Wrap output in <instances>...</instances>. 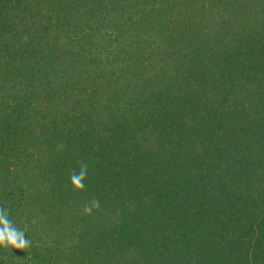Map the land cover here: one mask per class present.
I'll list each match as a JSON object with an SVG mask.
<instances>
[{
	"label": "rangeland",
	"instance_id": "rangeland-1",
	"mask_svg": "<svg viewBox=\"0 0 264 264\" xmlns=\"http://www.w3.org/2000/svg\"><path fill=\"white\" fill-rule=\"evenodd\" d=\"M97 1L100 6L107 3L106 11L103 12L107 20L105 22H108L103 25L105 37L98 36L97 42L100 46L92 53L90 52L93 49L85 52L80 58L82 61L93 58L94 63H99L101 74L99 69L89 75L79 66L68 69L66 64H63L69 61L66 56L61 58L62 64L51 63L47 67L41 63H37L36 66L32 64L33 72L29 74L23 71L26 75H18L28 85L29 95L25 100L31 97V102H27L30 106L23 109L22 116L18 119L21 121L24 117L30 129L34 128L37 131L31 130L28 135L29 128H21L18 133H12L9 129L4 134L0 123V133L5 136H2L4 147L0 145V159L4 162L3 165L0 163V202L10 210V219L16 226L26 230L25 236L31 241L30 247L24 250L0 248V264H76L81 258V264H87V258L90 256L73 248L74 242L78 240L70 239L69 230L65 234L67 229H71L68 227L69 222L67 224L63 222V219L67 220L65 216L69 212L66 210L69 208H65L66 204L62 205L61 201L56 199L54 205L37 207L38 214H32L35 226L30 230L29 222L22 221V218L17 219L13 210L17 214H24V209L30 211L32 206L38 205L34 200L45 198L46 189L58 187L60 183L62 188L72 187L65 179L71 174L70 171L79 168L81 161L87 162L88 168L95 166L97 168L98 163L99 169L103 171L107 169L103 166L107 159H114V166L116 160L122 164V157L126 156V151L123 150L135 146L136 143L140 149L141 143L144 146L147 144L145 140H141L143 137L130 139L127 137L136 128L146 127L148 121L147 119L144 121L145 117L139 119L142 111L137 110V106L130 102L131 97L134 99L138 97L133 91L134 88H126L120 79V74L123 73L121 66L131 65L133 62L151 64L146 71L138 64L135 65L138 72L144 70L138 77L141 81L151 77L148 74L153 75L156 72L161 77V66L162 71L170 74L173 64L182 65L179 71H176V68L174 76L172 72V76L165 77L168 82L163 81L162 85H156L157 80L153 78L154 84L147 87L148 90L143 96L150 97L145 108L156 104L161 112L170 116L168 121L175 120L173 118L175 113L177 117L179 114L183 130L176 142L164 140L162 146L154 142L155 149H149L145 162L139 159L137 171L133 168L127 171V174L136 176L127 181L130 182L129 186H132L130 188L134 192L137 188V191H143V194L136 192L138 196L133 194L134 196L130 197L124 194L126 191H122L118 201L120 211L115 215L119 218L118 221L116 218L115 220L117 222L121 220L120 212L125 207L123 202L129 199L132 204L128 213L130 214L133 208L136 211L142 208L144 212L147 210L145 215L149 220L144 222L147 228L145 229L140 226L142 217L129 216L127 220L129 219L128 223L132 229L125 228L127 239L121 234H118L119 238H111L109 235L111 239L108 235H103L105 239L119 246V251L116 250L117 262L114 264H264V188L260 187L264 183V59H260L258 65L246 60L249 52L244 48L246 43L242 38V28L234 23L235 16L241 8L251 9L245 11L244 15L254 14L257 10L255 2L249 0L252 3L250 5L247 0H0V18L5 21V27L0 26V39L5 41L6 38H10L11 35L7 34L8 23L20 28V22L26 21L32 24L31 28L38 25L43 28L49 27L50 31L71 30L73 21L74 27L78 24L86 27V24L74 16H69V13L81 9L85 13L89 9L91 11L89 19L96 21V17L101 14L95 9ZM255 1L263 5L257 10L261 14V10L264 11V0ZM118 9L124 11L123 19L131 21V27L127 24L120 26L122 30L116 27L123 20L115 17ZM30 17L32 19L28 20ZM22 18H25L24 21H20ZM62 20L66 22L64 26ZM106 29L110 32L116 30L120 36L118 34L108 36ZM74 30L78 31L79 28ZM146 30L151 32L147 33ZM76 37V44L83 42L80 32ZM12 39L19 40L13 43L14 47L25 41L24 35L21 34ZM182 39H198L199 44L208 47L203 48L201 53L203 55L205 52H211L207 55L209 57L205 68L185 66L183 61L185 57L181 58L183 50L175 49L176 44ZM0 44L4 43L1 41ZM70 45H74V42ZM84 45L90 46V43L86 41ZM234 49L237 51L242 49L244 60L238 66L234 65L235 59L231 57ZM216 51L218 55L215 54ZM211 64L214 71H211ZM250 65L252 66L249 67ZM110 68H113L114 74ZM242 68L250 73L247 77L250 78L251 86L255 83L257 90L260 91L258 93L257 90L252 91L258 98L257 106L255 102L248 107L246 112L248 116L240 121L235 119L237 116L232 113L234 107L241 109L240 103L234 98L231 100L230 97L233 92H238V89H234L237 85L232 89L229 86L230 92L219 98L213 88L222 82L230 85V78H233V83L236 78L241 79L242 74L237 75L236 72ZM68 71L73 72L71 82L62 75ZM126 75L124 73V76ZM133 84L135 85V80ZM191 87L195 92L200 90L203 98L210 97L209 104L206 105L203 98L205 107L201 106L200 98L190 103L185 102L189 99L187 94ZM39 90L41 99L35 101V98H39L37 97ZM12 93L16 94L14 91ZM47 93L56 101L54 108L72 109L71 112L74 114H79L82 108L87 110L92 117L91 123H96L97 129H102L100 124H104V129L106 125H115L116 112H126L125 122L123 125L120 124V128L123 126L125 132L123 135L117 133V142L113 146L114 154L107 150L106 160L100 157L90 159L89 165V157L81 155L82 149L78 157L77 142L67 141V137L62 140L68 152L66 155H63L62 150L61 158L56 156L55 159L53 154L47 153L48 149L44 146L45 138L40 137L39 125L35 124L47 113L46 106L53 103L43 98ZM17 98L13 99L11 93H6L0 98V118L15 120L12 109L23 100V97ZM75 99L80 100L81 106L74 101ZM234 101L236 102L232 105ZM126 104L129 110L123 111ZM71 112L67 117L73 120ZM75 126L76 124L70 128L76 132ZM236 133L242 136H237ZM138 140L140 141L137 142ZM2 147L7 151H2ZM186 147L189 154L185 152ZM101 149L102 145L98 148L96 146L95 150ZM244 152L243 158L239 159ZM227 154L230 156V163L224 162ZM52 162L58 163L54 164L58 166L55 173L46 170ZM70 162L74 167L68 166ZM59 163L69 168L63 170ZM239 163L251 168L254 176L258 171L261 172V176L257 174L260 176V184L258 185L259 179L253 188H237L238 184L235 187L230 184L228 193L221 185L227 175H230V180L233 176L235 179L238 178L235 170ZM144 171L146 174L140 176ZM85 185L89 183L85 182ZM122 186L125 187L124 184ZM8 190H15V197L10 196ZM141 215L145 216L143 213ZM24 218L27 220L28 217ZM51 219L54 222H50ZM103 237L98 232H92L87 236V240ZM124 240L130 242V252L125 249ZM42 254L43 257L40 256ZM124 255L127 258L125 260ZM109 260H112V257H107L104 263L109 264Z\"/></svg>",
	"mask_w": 264,
	"mask_h": 264
},
{
	"label": "trees",
	"instance_id": "trees-1",
	"mask_svg": "<svg viewBox=\"0 0 264 264\" xmlns=\"http://www.w3.org/2000/svg\"><path fill=\"white\" fill-rule=\"evenodd\" d=\"M252 2H255V6L261 8L263 5L260 4L258 1V4L256 3L255 0H251ZM53 3V2H52ZM247 3L252 5V3L247 0ZM107 3H105L103 6H100L98 4V1L96 2V12L101 13L100 16L96 17L95 20H90L89 15H90V10L84 11L81 9V11H75V12H70L69 16H74L75 19H78L81 23L86 24L87 26H83L78 24L76 27H74V21L71 24L73 25V29L71 30H56L52 29L51 31L49 30V27L43 28L38 25L34 26L33 28L30 27L32 25L29 22H24L21 23L20 28H16L13 23H8L7 24V34H10V38H6L5 41L3 39H0L4 43L3 45L0 44V98L7 94H12L13 99L17 100V97H23V100L18 102L14 107H13V114H14V119L15 120H9L8 118H0V123L2 124V128L4 131V134L10 129L12 133H18L21 128H29L27 131L28 135H30V131L33 130L36 132L37 130L34 128L29 127V123L25 122V118L23 119H18L19 117L22 116L23 109L25 107H29L30 105H27V102H31V97L28 100H25L27 95V88L28 85L23 79L18 76L21 74L26 75L25 72H33V67L32 64L36 66L37 63L45 64L46 67L48 64L51 63H56V64H62L61 58L63 56L68 57L69 61L67 60L66 66L68 69L71 67L75 69V67L79 66L81 70L86 71V73L89 74H94L96 71L99 69L100 74H101V68L98 62H93V58L90 59L89 61H82L80 58L81 55H84L85 52L92 50L90 53L96 50L100 46V44L97 42V37H105L104 36V31H103V25H105V22L107 21L105 19V15L103 16V12L106 11ZM239 9V8H237ZM251 10L250 8L246 9H239V13L235 16L234 23L236 26L242 28V38H244V43L245 49L249 52L248 58H246L247 61L249 62H254V65H258L260 59H264V11L261 10V14L256 12L252 15L248 14H243L245 11ZM93 13V11H92ZM25 17V16H24ZM115 17L118 20H121L125 17V13L122 9H118L117 12H115ZM25 18H22L20 21H24ZM28 20H31L32 18L30 17L27 18ZM5 21L4 19L0 18V26L5 27ZM66 22L62 20V25L64 26ZM131 27V21H128L126 18L120 21L116 27L120 28L121 25H125ZM23 27V28H22ZM95 27V29H94ZM105 27V26H104ZM74 28H79L78 31H75ZM21 29H23L21 31ZM121 29V28H120ZM240 29V28H239ZM83 30V31H81ZM122 30V29H121ZM142 30H144L142 26ZM19 31V32H18ZM21 31V32H20ZM85 31V32H84ZM26 32V33H25ZM80 32V37L83 38V42L77 43V35ZM106 32L108 36H113L117 35L120 36L119 33L115 30L114 32H110L109 29H106ZM145 32H151L150 30H146ZM25 33V34H24ZM24 35L25 41L22 42L21 45L18 47H14L13 43L19 41V40H13L12 37L16 35ZM133 34V33H132ZM14 35V36H13ZM136 36V35H135ZM28 37V38H27ZM138 37V36H137ZM239 40V39H238ZM88 41L90 43V46L84 45L85 42ZM71 42H74V45H70ZM198 39H193V40H185L182 39L179 43L176 44L175 49H180L183 50L181 53V58L185 57L183 61H185V66L188 67H193L199 66V69L205 68V64L208 61V53L211 54V52H205L203 55L201 54L203 52V48H208L205 44H199ZM60 43V44H59ZM81 45V46H79ZM17 48V49H15ZM95 48V49H94ZM129 48V47H128ZM127 50V49H126ZM231 50V49H230ZM192 51V52H191ZM197 52V54L195 53ZM214 52V51H213ZM231 52V51H230ZM97 54V53H96ZM215 54L218 55L217 51ZM231 57L235 59L234 65L238 66L240 63L243 62V54H242V49H234V52L231 54ZM216 58H219V56H216ZM5 59V60H4ZM71 60V61H70ZM176 60V59H175ZM77 62V63H75ZM176 62V61H175ZM153 63V62H151ZM177 63V62H176ZM31 64V65H30ZM138 64L139 66L142 67V69L147 70L148 67L151 66L149 62L144 63L143 62H133L131 65L127 64L125 66H121V70L123 73L120 74V79L122 82L125 84L126 88H134V92L138 95L135 99L131 97L130 102H133L137 107V110L142 111L141 118L142 120L144 117V121L146 122V127L142 126L141 128H136L133 132L129 133L127 137L133 138V137H143L141 139L142 141L145 140L149 146H144L143 143H141V149L138 147L139 144L136 143L135 146L126 148L124 151H126V156L122 157V164L118 163V160H116V164L114 166L113 160H106V152L107 150L109 153L114 154V144L117 142L116 136L117 133H121L123 135L124 128H120V124L125 122V118L127 117L126 112H116L115 116V125H106L104 129V124L102 125V129H97L96 123H91L92 117L91 114L85 110L84 108L80 109L79 114H74L72 109L69 110H64L61 108H54L55 107V102L52 100V97L50 94L47 93L46 97H43L45 100H50L52 105L46 106L47 113L42 115L41 119L39 121H36L35 124L39 125V130L38 134L40 137L45 138L44 146L48 149L47 153L53 154L55 156L61 158V151L56 150V145L60 142H62L63 138L67 137V141L69 140L70 142H77V146L79 147L78 150V157H79V152L82 149L81 155L88 156L89 157V165L90 164V159H102L104 158L106 160V163L103 165L107 167V169H104L101 171L99 169L98 163H96V166L94 168L90 167L88 168V174L87 177L84 181L88 182L89 185H86L89 188H85L83 191H74L72 187L69 188H62V185L60 183L61 180H59V186L48 188L47 194L45 195V198L41 199L38 198V200H34L35 202H38L35 207L32 206L30 211H26L24 208L25 213L24 214H17L15 210H13V213L15 214L17 219H21L24 222H29L28 229H32L35 226L34 219L32 218V214L37 212V207H43V206H49V205H54L56 202L55 200H60L62 205H65V208L69 212L67 213L66 221L63 219V222L67 224L69 222V228L65 231V234H67V231L69 230V236L71 237L70 239L76 238L78 241L74 242L73 248L76 250L81 251L82 254L88 255L90 257L87 258L88 262L87 264H105L107 257H112V260H109V264H114V262H117V253L116 250L119 251V246L115 245L114 242L110 241L109 239H105L103 235H108L110 238H119L118 234L123 235L126 239L128 237L127 231L125 228H131L132 226L128 223L127 218L129 216L133 217H142V220H140V226L142 228H146V225L144 226V222H148V217L145 215L147 210H144L142 208H139L138 211H136L135 208L131 210V213L129 214L128 211L131 208L132 202L129 199L133 194L135 196H138L137 193L143 194L142 192H138L137 188L135 189L136 192L133 191L132 186H129L130 181L136 176H131L127 174V171L130 168H133L136 170L138 167V162H140L139 159H143V162H145V156L148 153L149 149H155L153 147L154 142H158L161 144V146L164 143V140L170 142H176V140L181 137L182 135V130H183V122L181 121L182 118L177 113H175L174 117L175 120H167L170 118L168 117L167 114L164 112H161L159 108L156 107V104L153 107L150 108H145L147 106V103L149 101L148 96H143L144 92H146L150 85L152 86L154 83V79L157 80L156 85H159L165 81L168 82L167 79L165 80V77H169L168 75L172 76L171 73L179 71L181 64L172 65V72L169 74V72H164L163 67L161 64V71L159 77V74L156 72V74L149 75L151 77H148V79L141 81L138 77L144 73V70L137 71L135 68V65ZM196 64V65H195ZM90 65V66H89ZM61 66V65H60ZM208 65H206L207 67ZM250 65L249 67H251ZM20 67V69H19ZM85 67V68H83ZM210 67V66H209ZM214 67V66H213ZM211 64V71H214ZM248 67V68H249ZM83 68V69H82ZM177 68V70H176ZM16 69V70H15ZM176 70V71H175ZM76 71V70H75ZM110 71L112 74H114L113 68H110ZM61 72V69L60 71ZM124 73L127 75L124 76ZM233 73V72H232ZM238 74H242V78H236L233 83V78H230V85L228 83L223 84L224 82L218 84L214 89L215 93L217 94V98L222 95H226L228 92H230L229 86H231V89L234 88L237 85V88H234L235 90L238 89V92H233V94L230 96L232 97L231 100H236L237 102L240 103L241 109H236L234 107V110L232 111L233 114H235L237 117L235 119H241L247 117L248 115L246 114L247 108L255 104L257 106V100L258 98L256 97L255 94H252L253 90H257V85L253 83L251 86V82H249V76L250 73H248V70L245 68H242L241 70L236 72ZM65 74V75H64ZM231 74V73H230ZM252 74V73H251ZM63 76H66L67 80L71 82V78L73 77V72L68 71L62 74ZM135 76V77H134ZM137 77V78H136ZM136 78V79H134ZM257 79V78H256ZM135 80V85L133 84V81ZM159 80V81H158ZM246 83V84H243ZM175 84V83H174ZM21 89V90H20ZM191 90L188 92V98L186 99L185 102H192L194 99H201L203 107L204 101H202L203 96L199 92H195L194 89L191 87ZM12 91L16 92V94H13ZM260 90H257V93ZM41 93V90L38 91L37 97H39ZM234 95V96H233ZM150 96V95H149ZM35 98L34 96H32ZM213 97V96H212ZM216 98V99H217ZM238 98V99H237ZM41 97L35 98V101L40 100ZM206 100V105H208L210 97L208 98H203ZM75 102H78L80 105V100L75 99ZM232 102V105L236 102ZM125 102V101H124ZM200 102V103H201ZM245 104H248L245 105ZM27 105V106H26ZM186 105V104H185ZM231 105V106H232ZM81 106V105H80ZM149 107V105H148ZM129 108L127 104L123 107V111H128ZM63 111V113L61 112ZM140 111V112H141ZM71 112V116L73 117V120L69 119L67 115ZM138 112V111H137ZM239 115H238V114ZM134 116V114H132ZM140 117V116H139ZM147 119V120H145ZM181 119V120H180ZM181 121V122H180ZM61 124V125H59ZM76 124L75 128L77 131L71 130V126ZM94 124V125H93ZM104 129V130H103ZM6 130V131H5ZM103 130V131H102ZM71 131V132H70ZM237 132V129L235 130ZM0 145L3 146L2 140L4 136L2 133H0ZM72 134L69 138V135ZM120 134V135H121ZM67 135V136H66ZM237 135V133H236ZM237 136H242L240 133H238ZM5 137V136H4ZM35 138V137H34ZM5 139V138H4ZM89 141H86V140ZM109 141H108V140ZM239 140V139H238ZM138 140L137 142H139ZM152 141V143L150 142ZM242 141V140H241ZM180 142V141H179ZM65 143V142H64ZM185 143H187L185 141ZM232 144L234 142L232 141ZM102 145L101 151H96V146L97 148ZM186 145V144H185ZM107 146V147H106ZM4 147V146H3ZM2 151L5 152L7 149H3ZM238 148L237 146H235ZM185 152L187 153L189 151L188 147L185 148ZM163 150V149H161ZM178 150V149H177ZM193 151V150H192ZM213 155L215 156L214 149ZM63 155H66L68 152L63 148ZM189 154V153H187ZM230 154V153H229ZM245 155V152L240 155L239 159H242L243 156ZM77 157V158H78ZM226 160L224 162L230 163V156L227 154V157H225ZM55 161V160H54ZM0 163L3 165L4 162L0 159ZM241 163V162H240ZM237 164V169L235 170L238 174V178L235 179V176L230 180V175L226 176V179L224 180L223 185L221 187L224 189V191H227L230 193V184L232 187H235L237 184L239 187L237 188H253L254 183L258 181V185L260 184V176L261 172H257L259 175H253L252 174V169L248 168L246 164ZM0 164V167H1ZM54 164H58L56 162H52L50 166L46 168V170L49 173H55L54 171H57L58 166H54ZM119 164V166H118ZM60 168L63 170H67V166H62L60 163ZM74 165V164H73ZM72 165V162L68 164L70 167H74ZM142 167L143 165L140 164ZM114 166V167H113ZM117 167V168H116ZM236 167V166H235ZM113 168V170H111ZM230 168V167H228ZM79 168L76 169L78 171ZM47 171L45 173H47ZM137 171V170H136ZM73 171H70L72 173ZM249 172L251 174H249ZM146 172H141L140 176L145 175ZM139 177V175H138ZM70 182V175L65 179ZM127 184H126V183ZM235 183V184H232ZM122 184L125 185L124 188H122ZM58 185V184H56ZM67 185V183H66ZM261 188H264V183L261 184ZM255 188V187H254ZM15 189V188H14ZM18 191L17 189H15ZM15 190H8L10 191L9 195L14 196V193L16 192ZM122 191H126L124 193L125 195L130 196L129 198L124 201L123 203L125 204V207L122 208V213L120 212V215H122V218L119 222L118 218L115 216L117 211H120V196L122 195ZM133 191V193H132ZM136 193V194H135ZM66 195H68L66 197ZM133 195V196H134ZM20 196V195H17ZM33 197V196H32ZM93 197L98 198L100 201V209L98 210H93L91 215H85L82 213V208L86 202L91 200ZM3 202H0V206H3ZM119 209V210H118ZM113 213V214H112ZM144 214L145 216L141 215ZM119 214V212H118ZM117 214V215H118ZM24 216H27L26 218L23 219ZM35 216V215H34ZM36 217V216H35ZM117 219V221L115 220ZM50 222H54L52 219ZM72 224V225H71ZM144 226V227H143ZM37 230V229H35ZM142 230V229H141ZM140 230V231H141ZM92 232H98L103 238L101 239H90L87 240V236L89 233ZM110 235V236H109ZM110 238V239H111ZM125 241V240H124ZM88 242V244H87ZM121 243V242H120ZM123 243V242H122ZM126 246L125 249L127 248L128 252H130V242L125 241ZM62 246H67V245H62ZM92 250L96 255L91 254ZM110 249L112 252L110 253ZM133 249V247H132ZM90 251V252H89ZM126 251V250H125ZM127 253V252H126ZM43 257V254L40 255ZM131 257V256H130ZM123 259L125 258V255L123 256ZM82 263V258L81 261L77 262L76 264H81ZM123 263H126V261H123ZM108 264V263H107Z\"/></svg>",
	"mask_w": 264,
	"mask_h": 264
},
{
	"label": "clouds",
	"instance_id": "clouds-1",
	"mask_svg": "<svg viewBox=\"0 0 264 264\" xmlns=\"http://www.w3.org/2000/svg\"><path fill=\"white\" fill-rule=\"evenodd\" d=\"M64 143L60 142L56 145V150L61 151ZM88 163L79 162V170L70 174V184L74 191H83L86 188L84 183L88 174ZM100 201L93 197L86 202L82 208V213L91 215L93 210L100 209ZM26 230L16 226L14 221L10 219V210L4 206H0V248L10 250L12 248L24 250L30 247L31 241L25 236Z\"/></svg>",
	"mask_w": 264,
	"mask_h": 264
}]
</instances>
